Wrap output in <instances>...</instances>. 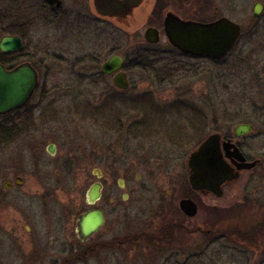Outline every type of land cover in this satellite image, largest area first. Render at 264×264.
Masks as SVG:
<instances>
[{"label":"flooded vegetation","instance_id":"flooded-vegetation-1","mask_svg":"<svg viewBox=\"0 0 264 264\" xmlns=\"http://www.w3.org/2000/svg\"><path fill=\"white\" fill-rule=\"evenodd\" d=\"M151 4L143 33L147 45L167 39L180 56L208 61L216 68L234 63L231 71L208 72L215 94L227 98L219 117L213 114L211 91V98L206 94L188 100L180 95L165 105L151 91L132 90L135 70L151 74L159 85H178L186 77L198 76V66L165 62L168 66L156 74L151 71L154 68L138 64L156 55L138 51L131 58L113 54L96 72L78 71L84 58L94 55H85V48L100 49L101 40L116 41L122 32L116 24L131 26L138 12ZM171 17L202 25L228 19L240 27V35L221 59L195 56L170 43L166 23ZM248 20L253 29L246 34ZM149 29L158 30V43L147 41ZM136 32L142 37L141 30ZM0 35V41L13 36L23 44L16 52L0 51V64L11 71L28 63L39 76L31 100L0 115V264H112L118 253L125 264H264V177H260L264 175V0H0ZM43 40L63 42L65 51L58 54L52 45H36ZM48 56L69 66L71 80L62 87L43 81V70H50ZM67 56L74 59L67 60ZM113 56L123 59L121 68L104 72L103 65ZM121 76L126 88L118 86L123 83ZM41 88H62L66 98L61 102L66 106L33 108L31 103ZM66 115L91 121L107 138L124 135L142 140L162 134L178 148L193 144L187 158L188 176L160 183L147 179L152 184L133 185L125 177L107 183L101 169L95 168L91 187L100 184L101 194L91 201V187L85 194L80 186L70 189L68 152L58 156L60 146L53 141L46 150L37 145L40 128ZM5 135L15 139L6 141ZM29 135L31 160L1 161L8 144ZM212 136H217L223 161L238 176L213 190L198 189L192 185L189 160ZM46 154L55 162L46 160ZM96 160L114 167L111 156L100 155ZM227 195L237 203L218 206L217 200ZM91 212L100 213L103 223L86 235L83 219ZM113 215L117 219L107 229ZM234 217L237 225L231 226ZM219 241L224 242L223 250L216 256L212 246Z\"/></svg>","mask_w":264,"mask_h":264},{"label":"rangeland","instance_id":"rangeland-1","mask_svg":"<svg viewBox=\"0 0 264 264\" xmlns=\"http://www.w3.org/2000/svg\"><path fill=\"white\" fill-rule=\"evenodd\" d=\"M152 10V4L146 9L143 8L138 12L137 19L132 23L131 26L116 24V28L122 32L117 33L116 41H100V49L85 48L84 54L89 55L94 53L90 59H85L83 63L78 66V71L83 72V74H89L96 72L100 65L111 55L120 54L124 57L129 56L134 57L138 51L145 52L148 54H153L158 57L162 62L169 64H181L182 67L185 66H198L201 69L198 76L194 78L186 77L178 83L175 84H161L159 85L156 79L150 74L143 72L142 70H135L133 75V91H151L154 96L160 100L161 103L167 105L180 95L184 99L195 100L196 98L204 97L206 94L211 98L210 91L212 92V103H213V114L219 117L223 112V105L226 102L225 96L220 93L219 96L215 94L214 87L209 83L208 72L213 71L216 75L219 69L221 72L231 71L234 69L232 66L234 63H230L227 66L220 68L214 67L208 61L191 59L188 57L180 56L171 45L168 43L167 39L161 40V42L156 46H149L143 39V33L145 31V17ZM251 9L248 12L247 19L251 18ZM246 34L250 33L253 29V23L250 21L245 22ZM137 30H141L142 37L136 36ZM127 33L128 36H124ZM122 35V37H120ZM1 38V35H0ZM39 46L52 45L53 49L58 54H63L65 51V44L63 42H53L51 40H43V42H37L36 45ZM148 48V49H146ZM153 52V53H151ZM54 54V53H52ZM55 55V54H54ZM84 55V56H85ZM49 62V71L43 70V81H47V85H59L63 86V82L70 81V69L69 66L62 62V59H57L53 57H46ZM67 60L74 59L70 56L66 57ZM84 92H89L93 94L92 89H82ZM66 97L64 95L63 89H45L41 88L35 95L31 105L33 108L36 107L37 110H45L49 107V104H54L53 108L63 109L66 106L64 100ZM92 99L94 97H91ZM59 99L60 101H55ZM201 100V99H200ZM55 102H58L57 104ZM247 108V107H246ZM248 111V110H247ZM246 111V113H247ZM62 114V113H61ZM215 123V122H214ZM45 124H43L44 126ZM180 126V125H179ZM182 128V127H181ZM39 129V128H38ZM41 132L38 134L37 145H44L42 149L46 150L49 143H57L60 146L58 156L60 153L68 152L70 168L67 172L68 183H70V189L74 185L80 186L82 193H87L93 182L96 180L95 168H100L103 173V180L107 183L116 181L119 178L125 177L130 179L131 184H152L151 181L147 179H154L153 183H160L162 180L171 178H183L188 176L187 172V158L192 150L193 144H188L182 148L175 147L167 137L155 136L147 137V139L136 140L134 138H128L122 135L121 137H105L101 132H98L91 121H79L72 119L68 115L62 116L56 119L54 122L49 123L46 127L40 128ZM187 130V127H185ZM190 135V133H189ZM51 137V138H49ZM127 143V144H125ZM31 137L30 135L26 138H22L14 144H8V148L4 150L1 156V161L5 162H23L29 161L33 156L30 152L31 149ZM46 146V147H45ZM109 148H114L111 153L107 152ZM2 150V151H3ZM47 155V154H46ZM103 155L104 157L111 156L114 158V167L108 168L105 163L99 164L97 162V157ZM46 160L55 162L48 155ZM102 167V168H101ZM255 176H260L258 173ZM136 177H141L145 179L141 182L136 180ZM260 177H264L262 174ZM158 180L160 182H158ZM154 187V186H153ZM75 193L80 191H74ZM137 198V197H136ZM218 206H223L226 204H236V198H232L230 195L225 196L221 200H217ZM240 208H238L239 210ZM117 219L116 216L110 217V223L107 229L114 223ZM237 220L234 217L233 222L230 223L231 226L237 225ZM114 225V224H113ZM106 229V230H107ZM221 229L218 230V232ZM199 241V240H198ZM224 242H217V244L212 246L213 253H217L216 256H221L222 244ZM260 257L263 256V250L260 251ZM215 256V255H213ZM117 259L112 264H125L123 256L119 253L117 254ZM263 258V257H261Z\"/></svg>","mask_w":264,"mask_h":264},{"label":"water","instance_id":"water-1","mask_svg":"<svg viewBox=\"0 0 264 264\" xmlns=\"http://www.w3.org/2000/svg\"><path fill=\"white\" fill-rule=\"evenodd\" d=\"M166 34L170 43L185 53L221 59L227 55L238 39L240 27L228 19L202 25L171 17L166 23ZM146 39L151 44L158 43L160 39L158 30L149 29ZM22 48V41L18 37L5 36L0 41V51L3 53L16 52ZM122 63L123 59L120 56H113L103 65V70L112 73L120 69ZM121 81L123 83H118V86L126 88L128 86L126 79L122 77ZM38 82L37 71L28 63L11 71L0 64V115L27 104L33 97ZM189 169L192 185L198 189L213 190L238 176L223 161L221 152L217 148V136L210 137L190 157ZM97 172L101 177L100 172ZM88 194L91 201L97 200L101 194L100 184H94ZM102 223L103 216L100 213H88L83 219L85 234H92Z\"/></svg>","mask_w":264,"mask_h":264},{"label":"trees","instance_id":"trees-1","mask_svg":"<svg viewBox=\"0 0 264 264\" xmlns=\"http://www.w3.org/2000/svg\"><path fill=\"white\" fill-rule=\"evenodd\" d=\"M144 59V57H142L141 58V60H143ZM144 62V61H143ZM143 62H139L138 64L141 66V65H143L144 64V66L145 65H147L148 67H151V68H154L153 70H151L152 72H154V71H156L155 73L157 74V70L159 69V71H160V69L163 67V66H168V64H166V63H160V62H158V58H157V56H148L147 58H146V61H145V63H143ZM133 65H136V64H133ZM28 123H30V122H32V116L30 115V114H28ZM24 123V122H23ZM28 123H25L24 124V127L25 128H28ZM4 139L6 140V141H13L14 139H15V137L13 136V135H5V137H4Z\"/></svg>","mask_w":264,"mask_h":264}]
</instances>
